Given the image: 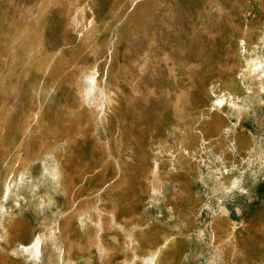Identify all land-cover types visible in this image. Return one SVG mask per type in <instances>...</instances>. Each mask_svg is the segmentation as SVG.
Returning <instances> with one entry per match:
<instances>
[{"label":"rangeland","instance_id":"rangeland-1","mask_svg":"<svg viewBox=\"0 0 264 264\" xmlns=\"http://www.w3.org/2000/svg\"><path fill=\"white\" fill-rule=\"evenodd\" d=\"M150 263L264 264V0H0V264Z\"/></svg>","mask_w":264,"mask_h":264},{"label":"crops","instance_id":"crops-1","mask_svg":"<svg viewBox=\"0 0 264 264\" xmlns=\"http://www.w3.org/2000/svg\"><path fill=\"white\" fill-rule=\"evenodd\" d=\"M55 167V168H54ZM47 169V174L49 175V177L51 178V182H52V187H51V191L48 189L46 190L47 193H44L43 191V186H44V180L41 178H36L33 176H30L31 178H29L28 176H24L22 175L21 178H19V181H16V187L14 188L12 183H11V179L6 181L5 183V190H4V197L10 198L12 195L15 196V198L18 200L17 202H19V205L22 206V199L29 197L34 198L35 202H34V207L37 209H44L45 207H53L54 205L59 206V199L57 197V195L59 194V191L62 190L66 193V198L68 200V204L71 205H76V191H87L90 194L88 195L89 197L87 198H92V196H98V199H100V202H103V194L104 191L106 190V188L108 187L109 183L104 181L103 183H99L98 186H94L92 185V183H88V179L83 178L82 180H78L79 182V186H75L73 183L75 181L74 177L71 175V173L67 170H65L64 168H62L61 163L57 162L56 165ZM83 176L85 175L86 177L87 174L84 173L82 174ZM67 182V185H64L63 183ZM11 183V188L9 190V192L6 195V187L7 184ZM15 183V182H14ZM148 186L150 187L151 185V190L153 191L154 189V181H150V179L147 180ZM85 195V194H84ZM86 197V196H84ZM26 200V199H25ZM6 208V206H5ZM88 213L84 214V218H87ZM11 228L6 227V225H4L3 227V236L2 239H4L5 241L11 239Z\"/></svg>","mask_w":264,"mask_h":264},{"label":"bare ground","instance_id":"bare-ground-1","mask_svg":"<svg viewBox=\"0 0 264 264\" xmlns=\"http://www.w3.org/2000/svg\"><path fill=\"white\" fill-rule=\"evenodd\" d=\"M90 82H91L90 89L93 90L92 87L95 86L96 80L93 77H91ZM41 246L42 245L41 244L39 245L38 241H34V243L31 244V247H29L31 253L36 254V255H40L41 251H42Z\"/></svg>","mask_w":264,"mask_h":264}]
</instances>
